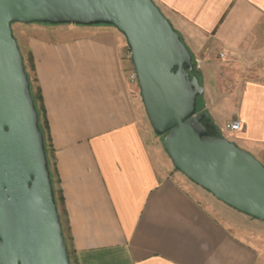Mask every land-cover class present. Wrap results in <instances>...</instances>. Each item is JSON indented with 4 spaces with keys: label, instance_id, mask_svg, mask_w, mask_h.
Instances as JSON below:
<instances>
[{
    "label": "crops",
    "instance_id": "0c3cea01",
    "mask_svg": "<svg viewBox=\"0 0 264 264\" xmlns=\"http://www.w3.org/2000/svg\"><path fill=\"white\" fill-rule=\"evenodd\" d=\"M153 1L196 60L201 110L221 131L228 108L224 129L242 124L230 141L264 164V0ZM19 25L49 122L72 264H264V223L204 197L141 120L116 28Z\"/></svg>",
    "mask_w": 264,
    "mask_h": 264
},
{
    "label": "water",
    "instance_id": "95a60500",
    "mask_svg": "<svg viewBox=\"0 0 264 264\" xmlns=\"http://www.w3.org/2000/svg\"><path fill=\"white\" fill-rule=\"evenodd\" d=\"M16 23L116 28L175 169L264 223V165L199 111L197 64L153 0H0V264H71Z\"/></svg>",
    "mask_w": 264,
    "mask_h": 264
},
{
    "label": "trees",
    "instance_id": "16d2710c",
    "mask_svg": "<svg viewBox=\"0 0 264 264\" xmlns=\"http://www.w3.org/2000/svg\"><path fill=\"white\" fill-rule=\"evenodd\" d=\"M23 62H24L27 75L29 77L31 94L36 104V110H37L38 117H39V127L44 136L45 149H46V154L48 158L52 183L54 187L56 203H57L58 210H59L65 243L67 246L70 262L72 264L73 256H72V250H70L71 238H70V235L66 234V232L67 233L69 232V228L67 226V222L65 219V214H66L65 200L63 197L62 189L61 187H58V181L56 179L57 165H56V160L54 156V149H53L52 142H51L50 127H49V122L46 116V110H45V106L43 102L44 100H43L42 91L39 86H36V88H34V83H38V77H37L34 57L32 53H29V57L26 59L23 57Z\"/></svg>",
    "mask_w": 264,
    "mask_h": 264
},
{
    "label": "rangeland",
    "instance_id": "374dc122",
    "mask_svg": "<svg viewBox=\"0 0 264 264\" xmlns=\"http://www.w3.org/2000/svg\"><path fill=\"white\" fill-rule=\"evenodd\" d=\"M19 26H21V25H19L18 23H16V24H13L12 25V28H13V32H14V36H15V38H16V40H17V38H19V40H20V38H21V31H20V28L21 27H19ZM23 26V25H22ZM53 26V25H52ZM59 26V25H58ZM63 27H60V30H61V32H60V34H72V33H75V32H77L76 30H78V27L76 26L75 27V25H62ZM57 27V26H56ZM121 34V33H120ZM59 38H60V36H59ZM123 38V37H122ZM125 41L124 42H126V46H127V48H128V52H129V47H128V44H127V41H126V39H125V37L123 38ZM18 42V41H17ZM184 42V41H183ZM18 45H19V43H18ZM19 48H20V50H21V52H22V56L26 59V58H28L29 57V54L28 53H26V50H25V46L22 44V47L19 45ZM128 55H129V53H128ZM130 56V55H129ZM129 56H128V59H130V61H131V58H129ZM194 59V58H193ZM130 61H127V62H129V64H130V72H132L133 70H134V66H133V63L132 62H130ZM196 60L194 59V62H195ZM196 63V62H195ZM33 74V73H32ZM36 86H38L37 85V83H34V88H36ZM138 88V91H137V93L138 94H136L137 95V97L140 99V103H141V108H142V111H143V113H142V118H141V120L144 122V124L147 126V128H149L150 130H152V134H153V136H154V138H155V141H156V143H157V145L158 146H160V147H162V148H164V145H163V142H164V138H165V136H158L157 134H155V132L153 131V129H152V127H151V125H150V122H149V119H148V117H147V114H146V111H145V108H144V105H143V103H142V101H141V95H140V89H139V87H137ZM136 89V88H135ZM201 107H202V97H199V99H198V108H199V111H201ZM229 110H228V108H224V107H220V117H221V119H220V122H221V124H220V127H221V132H222V134L230 141V139H232V135H230V133L229 132H227L226 131V129H224V122H225V119L229 116ZM249 153V152H248ZM252 155V154H251ZM48 159V158H47ZM257 159V158H256ZM258 160V159H257ZM259 161V160H258ZM264 165V164H263ZM201 192H202V194L204 195V197H206V198H209L210 200H212V202L214 201L215 202V199L212 197V195L209 193V192H207L206 190H204V189H201ZM206 201V200H205ZM66 234L67 235H69V232L67 233L66 232ZM70 250H71V248H70Z\"/></svg>",
    "mask_w": 264,
    "mask_h": 264
},
{
    "label": "built area",
    "instance_id": "2783aa9c",
    "mask_svg": "<svg viewBox=\"0 0 264 264\" xmlns=\"http://www.w3.org/2000/svg\"><path fill=\"white\" fill-rule=\"evenodd\" d=\"M129 55L131 57L130 50H129ZM128 80L132 85L138 86V80H137V75L135 73V70H133L132 72L129 73ZM225 129H226V131H228L230 133H238L242 130V124L237 119L231 120V121L226 123Z\"/></svg>",
    "mask_w": 264,
    "mask_h": 264
}]
</instances>
